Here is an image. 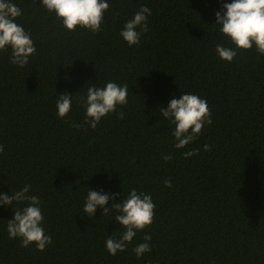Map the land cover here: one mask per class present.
<instances>
[{
	"label": "trees",
	"instance_id": "16d2710c",
	"mask_svg": "<svg viewBox=\"0 0 264 264\" xmlns=\"http://www.w3.org/2000/svg\"><path fill=\"white\" fill-rule=\"evenodd\" d=\"M12 2L36 53L19 67L10 63V49L0 51V193L30 185L52 243L38 251L10 239L13 211L0 205V264H264V55L253 47L238 50L232 62L218 58L216 45H231L215 12L231 0H108L96 33L66 30L41 0ZM141 5L151 9L149 30L129 46L119 33ZM110 81L128 86V103L95 129L74 127L83 122L87 88ZM62 93L73 101L59 118ZM183 93L207 101L212 124L176 149L175 125L159 108ZM194 148L198 154L183 156ZM169 178L171 188L164 185ZM89 189L121 193L116 201L132 189L150 194L152 224L110 255L106 239L124 229L114 210L83 213ZM145 233L151 251L138 259L132 249Z\"/></svg>",
	"mask_w": 264,
	"mask_h": 264
},
{
	"label": "clouds",
	"instance_id": "9594fccd",
	"mask_svg": "<svg viewBox=\"0 0 264 264\" xmlns=\"http://www.w3.org/2000/svg\"><path fill=\"white\" fill-rule=\"evenodd\" d=\"M40 6L47 12L54 13V18L61 22L63 28L75 31L77 27L96 33L100 31L104 21V13L110 8L108 0H41ZM22 9L12 0H0V51L10 49V63L24 67L29 63V57L35 55L36 48L31 34L16 23L22 16ZM151 9L141 5L133 17L126 21L120 31V36L129 45H138L142 33L148 32V17ZM215 25L221 37H226L228 44H217L215 51L218 58L232 62L238 50H250L255 47L258 54L264 55V0H231L223 3L220 11L215 12ZM139 29V30H138ZM128 86L107 82L104 87L90 86L86 96L80 97L85 113L82 124L73 125L81 128L87 125L95 129L103 117L115 112L117 106L128 103ZM72 93H62L56 99V115L64 118L72 108ZM162 117L174 124L172 136L173 145L181 149L198 139L205 125H211V111L207 101L198 95L183 93L179 98H171L166 108H159ZM124 113L120 112L118 118L123 119ZM205 151H210L211 146L204 144ZM4 146L0 144V152ZM199 149H192L183 153L185 158L198 154ZM165 161L171 160L170 155L163 156ZM165 187H172L171 179L164 180ZM9 196L0 193V205H9L13 211L12 219L7 221V233L10 239L19 238L22 247L34 244L38 251H44L51 245L52 238L46 235L43 228L44 216L41 211V201L38 196L30 195V185L25 184ZM121 193H103L89 189L83 205V213L91 218L97 206L103 209L102 214L114 210V220L124 231L118 239L111 235L105 241V248L110 255L117 251H125L133 241L137 232L142 231L152 224L156 205L151 195L132 189L128 196L119 201L115 200ZM109 199L113 200L111 207H107ZM13 202L24 203L23 208L13 210ZM152 237L145 233L142 243L137 244L132 251L139 259L151 251Z\"/></svg>",
	"mask_w": 264,
	"mask_h": 264
}]
</instances>
